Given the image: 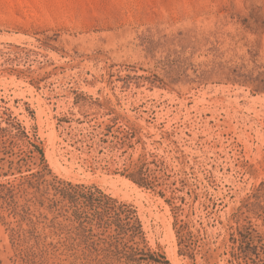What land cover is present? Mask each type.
<instances>
[{
  "label": "rangeland",
  "instance_id": "1",
  "mask_svg": "<svg viewBox=\"0 0 264 264\" xmlns=\"http://www.w3.org/2000/svg\"><path fill=\"white\" fill-rule=\"evenodd\" d=\"M175 258L264 264V0H0V264Z\"/></svg>",
  "mask_w": 264,
  "mask_h": 264
},
{
  "label": "bare ground",
  "instance_id": "2",
  "mask_svg": "<svg viewBox=\"0 0 264 264\" xmlns=\"http://www.w3.org/2000/svg\"><path fill=\"white\" fill-rule=\"evenodd\" d=\"M52 132H53V131H52ZM112 181H115V180L112 179ZM124 181H125V180H124ZM124 181H123V185H127V184H124ZM126 181H127V182H125V183L132 184V182H130L129 180H126ZM114 183H115V182H114ZM127 186H128V185H127ZM169 230H170V231H169V234H168V232H167L168 235H167V234H166V235H167L170 239H173V237H174L173 235H174V234H173V232L171 231L172 229L169 228ZM167 231H168V230H167ZM166 238H167V237H165V239H166ZM167 240H168V239H167ZM170 241H171V240H170ZM168 243H170V242H168ZM170 244H171V243H170ZM172 245H173V243H172ZM172 245H170V247H171V252H170V253L173 254V255H175V252H174V250H173V248H172ZM170 247H169V249H170ZM169 249H168V250H169ZM175 256H176V255H175ZM173 258H174V257H173ZM177 262H178V261H177L176 258H175L174 264H180L179 262H178V263H177ZM172 264H173V263H172Z\"/></svg>",
  "mask_w": 264,
  "mask_h": 264
},
{
  "label": "trees",
  "instance_id": "3",
  "mask_svg": "<svg viewBox=\"0 0 264 264\" xmlns=\"http://www.w3.org/2000/svg\"><path fill=\"white\" fill-rule=\"evenodd\" d=\"M132 180H133L134 182H136L138 185L142 186V187L146 186L145 183H144L143 181H141V180H143V179H139V180H137V179H133V177H132ZM240 236H242V233H241V232H240Z\"/></svg>",
  "mask_w": 264,
  "mask_h": 264
}]
</instances>
